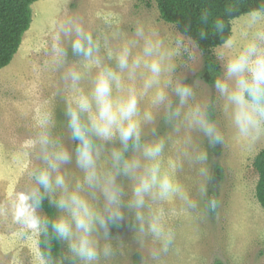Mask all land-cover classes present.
I'll return each mask as SVG.
<instances>
[{
	"label": "rangeland",
	"instance_id": "obj_1",
	"mask_svg": "<svg viewBox=\"0 0 264 264\" xmlns=\"http://www.w3.org/2000/svg\"><path fill=\"white\" fill-rule=\"evenodd\" d=\"M32 11L33 22L18 53L0 71V264H41L40 234L13 222L11 204L30 189L31 173L41 166L39 148L31 141L43 117L51 118L53 138L74 152L76 142L71 139L66 116L67 101L74 91L70 81L64 79L65 72L72 66L85 71L80 86L88 91L98 71L95 66L85 69V58L72 52L74 37H66L61 31L69 19L78 20L100 40L101 61L113 66L114 60L107 59V48L115 50L122 39L133 38L140 25L146 32H158L166 42L182 36L188 52L176 59L171 78L190 85L195 102H205L213 108L214 122L222 133L220 142L210 143L206 136L186 128L181 121L167 123L162 109H152L156 122L142 126L145 138H153L148 134L153 126L165 138L163 167L169 169V161L174 163L169 171L188 194V200L146 198V221L151 213L162 210L166 226L173 231L166 251L150 234L140 231L134 212L125 209L123 219L107 222V235L103 229L94 233L101 248H111L110 254H101L95 264H133L135 255L140 258L137 264H264V211L256 198L259 176L253 166L264 149V135L254 142L237 135L224 101L214 86L199 77L204 56L194 42L161 19L155 2L39 0L32 5ZM244 16L233 21L231 38L238 43L242 40ZM58 36L60 46L67 51L63 66L54 62L53 45ZM220 50L221 47L214 50L216 57ZM169 95L172 96L170 90ZM139 107L141 113L151 108L150 98L143 97ZM64 169L71 180L81 175L74 161ZM121 182L127 199L133 182L127 178H121ZM95 203L102 207V200ZM55 210L58 217L60 213ZM38 215L45 218L41 209ZM62 245L65 261L82 264L72 259L67 242L62 241Z\"/></svg>",
	"mask_w": 264,
	"mask_h": 264
},
{
	"label": "clouds",
	"instance_id": "obj_2",
	"mask_svg": "<svg viewBox=\"0 0 264 264\" xmlns=\"http://www.w3.org/2000/svg\"><path fill=\"white\" fill-rule=\"evenodd\" d=\"M208 17L204 11L201 19L208 23ZM243 25L241 42L229 38L221 45L217 59L222 62V71L213 86L237 135L254 142L264 135V6L247 12ZM212 26L223 32L225 23L216 19ZM61 31L74 37L71 49L85 58L84 68L95 66L98 71L88 91L80 86L85 71L72 66L65 72L64 79L74 91L67 101L66 116L76 147L74 152L63 147L52 136L50 116L41 119L39 132L31 141L39 148L41 166L31 173L30 189L11 204L13 222L36 234L47 235L51 228L55 238L67 242L73 260L95 264L101 254L108 256L111 248H101L94 233L103 229L107 235V222L123 219L127 209L134 212L140 231L150 234L166 251L173 231L166 226L162 210L151 213L146 221V198L187 201L188 194L169 171L174 163L169 161V169L163 167L165 138L153 126L148 133L153 138L146 139L142 126L155 125L152 109H162L167 123L181 121L210 143L222 140L220 129L210 118L209 104L195 102L193 88L171 78L176 59L188 52V47L182 36L166 42L158 32H146L140 25L133 38L122 39L115 50L107 48V59L114 60L113 66L101 61L100 40L78 20L65 21ZM53 54L55 64L63 66L67 51L60 46L59 36ZM145 96L150 98L151 108L141 113L139 103ZM73 161L81 175L71 180L64 166ZM121 178L133 182L127 199ZM46 199L60 213L57 218L38 215ZM101 200L102 207H98L95 202ZM41 255V264H49L51 252Z\"/></svg>",
	"mask_w": 264,
	"mask_h": 264
},
{
	"label": "trees",
	"instance_id": "obj_3",
	"mask_svg": "<svg viewBox=\"0 0 264 264\" xmlns=\"http://www.w3.org/2000/svg\"><path fill=\"white\" fill-rule=\"evenodd\" d=\"M39 0H0V71L10 65L18 53L24 35L33 22L32 5ZM143 3L155 2L161 19L176 27L177 31L191 39L204 56V67L199 77L213 86L215 78L222 68L214 50L221 47L223 41L233 35V21L244 16L252 9L264 6V0H139ZM204 11L209 13L208 23L201 19ZM221 19L225 23L223 32L214 30L213 22ZM201 32L205 35L202 37ZM210 118L215 121L213 108ZM76 144V143H75ZM259 180L256 186V198L264 211V149L256 156L253 164ZM45 218H57L55 208L46 199L41 208ZM62 240L55 238L51 228L47 235L40 234L39 251L51 252L57 264H72L62 257ZM42 256V255H41ZM46 258V255H45Z\"/></svg>",
	"mask_w": 264,
	"mask_h": 264
},
{
	"label": "flooded vegetation",
	"instance_id": "obj_4",
	"mask_svg": "<svg viewBox=\"0 0 264 264\" xmlns=\"http://www.w3.org/2000/svg\"><path fill=\"white\" fill-rule=\"evenodd\" d=\"M139 260H140V258L136 257V255H135L133 264H137V261L139 262Z\"/></svg>",
	"mask_w": 264,
	"mask_h": 264
},
{
	"label": "bare ground",
	"instance_id": "obj_5",
	"mask_svg": "<svg viewBox=\"0 0 264 264\" xmlns=\"http://www.w3.org/2000/svg\"><path fill=\"white\" fill-rule=\"evenodd\" d=\"M1 186V185H0Z\"/></svg>",
	"mask_w": 264,
	"mask_h": 264
}]
</instances>
